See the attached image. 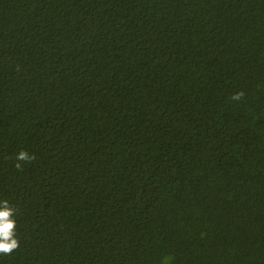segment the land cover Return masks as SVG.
<instances>
[{
    "label": "trees",
    "instance_id": "1",
    "mask_svg": "<svg viewBox=\"0 0 264 264\" xmlns=\"http://www.w3.org/2000/svg\"><path fill=\"white\" fill-rule=\"evenodd\" d=\"M0 198V264H264V0H0Z\"/></svg>",
    "mask_w": 264,
    "mask_h": 264
},
{
    "label": "clouds",
    "instance_id": "2",
    "mask_svg": "<svg viewBox=\"0 0 264 264\" xmlns=\"http://www.w3.org/2000/svg\"><path fill=\"white\" fill-rule=\"evenodd\" d=\"M16 159L28 161L32 159L27 151H20ZM19 163L17 167H19ZM16 210L7 199L0 198V254H11L19 247V238L16 234ZM167 264V258L164 261Z\"/></svg>",
    "mask_w": 264,
    "mask_h": 264
}]
</instances>
